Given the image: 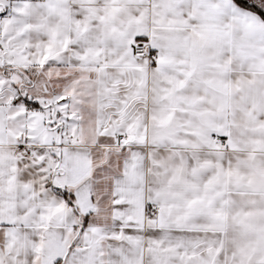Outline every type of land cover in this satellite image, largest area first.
I'll return each mask as SVG.
<instances>
[{"label":"snow or ice","instance_id":"6c2138e0","mask_svg":"<svg viewBox=\"0 0 264 264\" xmlns=\"http://www.w3.org/2000/svg\"><path fill=\"white\" fill-rule=\"evenodd\" d=\"M0 264H264V0H0Z\"/></svg>","mask_w":264,"mask_h":264}]
</instances>
